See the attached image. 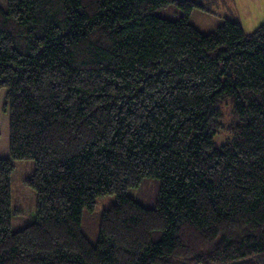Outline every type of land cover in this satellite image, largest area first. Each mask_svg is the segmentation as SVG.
Segmentation results:
<instances>
[{
    "label": "trees",
    "instance_id": "trees-1",
    "mask_svg": "<svg viewBox=\"0 0 264 264\" xmlns=\"http://www.w3.org/2000/svg\"><path fill=\"white\" fill-rule=\"evenodd\" d=\"M174 3L167 19L155 11ZM195 0H6L0 264H264V23L202 33ZM232 121L224 125L223 105ZM223 130L231 137L217 143ZM35 220L14 231L15 161ZM160 180L155 207L128 194ZM115 195L92 244L84 209Z\"/></svg>",
    "mask_w": 264,
    "mask_h": 264
},
{
    "label": "rangeland",
    "instance_id": "rangeland-1",
    "mask_svg": "<svg viewBox=\"0 0 264 264\" xmlns=\"http://www.w3.org/2000/svg\"><path fill=\"white\" fill-rule=\"evenodd\" d=\"M202 4L204 9L194 8L189 21L202 33L214 31L225 19L238 21L246 33H252L259 25L264 23V0H195ZM0 7L6 9V0H0ZM155 14L167 19H177L181 11L174 4L169 3L155 11ZM6 103V88L0 90V113L8 117V111L4 114L3 105ZM224 118L222 123L228 125L232 121L230 106L223 105ZM0 148L9 150V124L4 121L0 124ZM229 131L223 130L215 136L217 143L230 138ZM15 168L12 174V203L16 214L12 217V229L14 231L23 228L35 220V195L24 183L33 169V160H18L14 162ZM160 189V180L156 178H143L138 186L128 190V194L141 205L155 207ZM21 197L22 203H20ZM94 209L83 210L81 229L88 240L95 244L98 237V225L101 212L115 202L114 194L99 196L95 200Z\"/></svg>",
    "mask_w": 264,
    "mask_h": 264
},
{
    "label": "crops",
    "instance_id": "crops-1",
    "mask_svg": "<svg viewBox=\"0 0 264 264\" xmlns=\"http://www.w3.org/2000/svg\"><path fill=\"white\" fill-rule=\"evenodd\" d=\"M4 111H5L4 114H6L8 110L5 109ZM4 121L6 122V124H8L9 117H7V116L5 117V115H3V114L0 113V124H3ZM0 136H1V133H0ZM0 157L1 158H7V157H9V150H7L4 147L3 148H0ZM18 198L20 199V203H22L21 197L19 196Z\"/></svg>",
    "mask_w": 264,
    "mask_h": 264
}]
</instances>
